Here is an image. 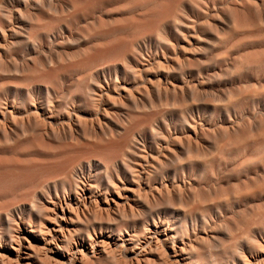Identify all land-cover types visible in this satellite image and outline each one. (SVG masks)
I'll return each instance as SVG.
<instances>
[{
	"label": "rangeland",
	"instance_id": "rangeland-1",
	"mask_svg": "<svg viewBox=\"0 0 264 264\" xmlns=\"http://www.w3.org/2000/svg\"><path fill=\"white\" fill-rule=\"evenodd\" d=\"M0 43V154L39 159L0 180V206L39 229L85 187L71 238L124 241L34 264H264V0H0Z\"/></svg>",
	"mask_w": 264,
	"mask_h": 264
},
{
	"label": "bare ground",
	"instance_id": "bare-ground-1",
	"mask_svg": "<svg viewBox=\"0 0 264 264\" xmlns=\"http://www.w3.org/2000/svg\"><path fill=\"white\" fill-rule=\"evenodd\" d=\"M50 1V0H49ZM58 1V0H57ZM5 2V1H4ZM10 2V1H9ZM97 2V1H96ZM179 2V1H178ZM32 3V2H31ZM145 3V2H144ZM19 4V3H18ZM21 4V3H20ZM47 4V3H46ZM66 5V4H65ZM163 5V4H162ZM32 6V5H31ZM177 6V5H176ZM7 7V6H6ZM21 7V6H19ZM14 8V7H13ZM50 8V7H49ZM11 9V8H10ZM84 9V8H83ZM36 10V9H35ZM68 10V9H67ZM82 10V9H81ZM26 11V10H25ZM13 12V11H12ZM45 12V11H44ZM74 12V11H73ZM94 12V11H93ZM113 13V12H112ZM145 13V12H144ZM15 14V13H14ZM70 14V13H69ZM37 15V14H36ZM13 17V16H12ZM66 18V17H65ZM96 18H94L95 20ZM110 19V18H109ZM57 21V20H56ZM59 21V20H58ZM2 22V20H1ZM13 22V20H12ZM19 23V21H18ZM23 23V22H22ZM20 23V24H22ZM61 23V22H60ZM24 24V23H23ZM51 24V23H50ZM74 24V23H73ZM99 24V23H98ZM10 25V24H9ZM48 25V23H47ZM53 25V24H52ZM57 25V24H56ZM62 25V24H61ZM20 26V25H19ZM25 26V25H24ZM37 26V25H36ZM43 26V25H42ZM60 26V25H59ZM63 26V25H62ZM3 27V26H2ZM16 27V26H15ZM50 27V26H48ZM59 28V27H58ZM116 28V27H115ZM121 28V27H120ZM7 29V28H6ZM64 29V28H63ZM111 29V28H110ZM123 30V29H121ZM10 32V31H9ZM65 32V31H64ZM63 32V33H64ZM73 32V31H72ZM113 32V31H112ZM36 33V32H35ZM53 33V32H52ZM67 33V32H65ZM77 33V32H76ZM8 34V32H7ZM74 34V33H71ZM86 34V33H85ZM84 34V35H85ZM151 34V33H150ZM57 35V33H56ZM50 36V35H49ZM62 36V35H61ZM68 36V35H67ZM77 36V35H76ZM7 37V36H6ZM11 37V36H10ZM64 37V36H63ZM83 37V35H82ZM22 38V37H20ZM57 38V36H56ZM58 39V38H57ZM56 39V40H57ZM7 40V39H6ZM21 40V39H20ZM3 41V40H2ZM8 41V40H7ZM10 41V40H9ZM12 41V40H11ZM42 41V40H41ZM138 41V40H136ZM127 42V41H126ZM54 43V42H53ZM119 43V41L117 42ZM1 44V43H0ZM11 44V43H10ZM4 45V44H3ZM7 45V44H6ZM1 46V45H0ZM4 47V46H3ZM7 47V46H6ZM26 47V46H25ZM28 47H32L31 44ZM54 47V45H53ZM52 47V48H53ZM51 48V49H52ZM60 48V47H59ZM27 49V48H26ZM30 49V48H29ZM33 49V48H32ZM41 49V48H40ZM46 49V48H45ZM54 50V49H53ZM55 50H59V49H55ZM44 51L43 49L40 50ZM51 51V50H50ZM107 51V50H106ZM3 52V51H2ZM5 52V51H4ZM46 52V51H45ZM80 52V51H79ZM84 52V50H83ZM90 52V51H89ZM101 52V51H100ZM96 53V52H95ZM141 53V52H140ZM38 54V53H37ZM36 54V55H37ZM44 54V53H43ZM48 55V53H46ZM87 54V53H86ZM1 55V54H0ZM29 55V53H28ZM103 55V54H102ZM5 56V55H4ZM96 56V55H95ZM12 57V56H11ZM16 57V56H13ZM50 57V56H49ZM73 57V56H72ZM17 58V57H16ZM56 58V57H55ZM131 58V57H130ZM4 59V58H3ZM83 59V58H82ZM7 60V59H6ZM5 60V61H6ZM30 60V59H29ZM77 60V59H76ZM148 61V60H147ZM85 62V61H84ZM134 62V61H133ZM87 63V61H86ZM131 63V62H130ZM135 63V62H134ZM133 63V64H134ZM83 64V63H82ZM88 64V63H87ZM112 64V63H111ZM146 64V63H145ZM55 65V64H54ZM86 65V64H85ZM76 66V65H75ZM117 66V65H116ZM135 66V65H134ZM145 66V65H144ZM147 66V65H146ZM83 67V66H81ZM141 67V66H140ZM172 67V66H171ZM21 68V67H20ZM120 68V67H119ZM123 68V67H122ZM140 69V68H139ZM66 70V69H65ZM99 70V69H98ZM111 70V69H110ZM142 70V69H141ZM151 70V69H150ZM60 71V70H59ZM113 71V70H112ZM111 71V72H112ZM121 73V70H119ZM117 70V72H119ZM47 72V71H46ZM50 72V70H49ZM61 72V71H60ZM107 72V71H105ZM104 72V73H105ZM141 72V71H140ZM152 72V71H151ZM114 73V72H113ZM124 73V72H123ZM100 74V73H99ZM107 74V73H106ZM117 74V73H116ZM41 75H44L43 73ZM111 77L113 76L110 73ZM119 75V74H118ZM161 75V74H160ZM98 76V75H97ZM100 76V75H99ZM107 77V75H105ZM104 76V77H105ZM115 76V75H114ZM139 76V75H138ZM152 76V75H151ZM103 77V75H102ZM119 77V76H118ZM148 77V76H147ZM55 78V77H54ZM163 78V76H162ZM108 79V78H107ZM165 79V78H164ZM66 80V79H65ZM98 80V79H97ZM109 80V79H108ZM99 81V80H98ZM65 82V81H64ZM100 82V81H99ZM122 82V81H121ZM101 83V82H100ZM154 83V82H153ZM165 83V81H164ZM45 84V83H44ZM122 85L124 83H121ZM126 84V83H125ZM160 84V82H159ZM109 85V84H108ZM128 85V84H127ZM157 86V84H155ZM21 86V85H20ZM95 86V85H93ZM111 86V85H110ZM104 87V86H103ZM108 87V86H107ZM149 87V86H148ZM161 87V86H160ZM30 88V87H29ZM37 88V87H36ZM41 88V87H40ZM59 88V87H58ZM105 88V87H104ZM110 88V87H109ZM150 88V87H149ZM158 88V87H157ZM163 88V87H162ZM96 89V88H95ZM14 90V89H13ZM44 90V89H43ZM105 90V89H104ZM24 91V90H23ZM36 91V90H35ZM41 91V89H40ZM46 91V90H45ZM100 91V90H99ZM44 92V91H43ZM54 92V91H53ZM103 92V91H102ZM107 92V91H106ZM117 92V91H116ZM11 93V92H10ZM20 93V91H19ZM22 93V92H21ZM38 93V92H37ZM62 93V92H61ZM97 93V92H96ZM134 93V92H133ZM40 94V93H39ZM59 94V93H58ZM115 94V93H114ZM8 95V94H7ZM24 95V94H23ZM2 96V95H1ZM9 96V95H8ZM38 96V94H37ZM40 96V95H39ZM54 96V95H53ZM78 96V95H77ZM117 96V95H116ZM136 96V95H135ZM23 97V96H22ZM81 97V96H80ZM102 97V96H101ZM112 97V96H111ZM119 97V96H117ZM3 98V97H1ZM97 98V97H96ZM104 98V97H103ZM106 98V96H105ZM18 99V98H17ZM20 99V98H19ZM34 99V98H33ZM71 99V98H70ZM83 99V98H82ZM121 99V98H120ZM9 100V99H8ZM76 100V99H75ZM96 100V99H95ZM105 100V99H104ZM147 100V99H146ZM15 101V100H14ZM39 101V100H38ZM77 101V100H76ZM81 101V100H80ZM84 101V99H83ZM81 101V102H83ZM103 101V100H102ZM114 101V100H113ZM120 101V100H119ZM137 101V100H136ZM10 102V101H9ZM96 102V101H95ZM115 102V101H114ZM11 103V102H10ZM18 103V102H17ZM58 103V102H57ZM125 103V102H124ZM3 104V103H2ZM59 104V103H58ZM76 104V103H75ZM101 104V103H100ZM110 104V103H109ZM4 105V104H3ZM18 105V104H17ZM37 105V104H36ZM39 105V104H38ZM57 105V104H55ZM5 106V105H4ZM9 106V105H8ZM71 106V105H70ZM74 106V105H73ZM80 106V104H79ZM99 106V105H97ZM27 107V106H26ZM38 107V106H37ZM50 107V106H49ZM56 107V106H54ZM107 107V105L105 106ZM48 108V107H47ZM110 108V107H109ZM108 108V109H109ZM3 109V108H2ZM24 109V108H23ZM76 109V107H75ZM113 109V108H111ZM115 109V108H114ZM10 110V109H9ZM20 110V109H19ZM40 110V109H39ZM44 110V109H43ZM69 110V109H68ZM97 110V109H96ZM95 110V111H96ZM107 110V109H106ZM5 111V110H4ZM7 111V110H6ZM22 111V110H21ZM75 111V110H74ZM81 111V110H80ZM100 111V107L99 110ZM13 112V111H12ZM18 112V111H17ZM38 112V111H36ZM69 112V111H68ZM71 112V111H70ZM77 112V111H76ZM84 112V111H83ZM82 112V113H83ZM107 112V111H106ZM14 113V112H13ZM29 113V112H28ZM27 113V114H28ZM48 113V112H47ZM46 113V114H47ZM56 113V112H55ZM73 113V112H72ZM86 113V112H85ZM109 113V112H108ZM156 113V112H155ZM7 115V112L5 113ZM17 114V113H16ZM20 114V113H19ZM36 114V113H35ZM43 114V113H42ZM50 114V113H49ZM53 114V113H52ZM71 114V113H70ZM94 114V113H93ZM112 114V113H111ZM2 115V114H1ZM26 115V114H25ZM30 114L27 115V117ZM100 115V114H99ZM98 115V116H99ZM17 116V115H16ZM19 116V115H18ZM21 116V115H20ZM19 116V117H20ZM24 116V115H23ZM40 116V115H39ZM53 116V115H52ZM93 116V115H92ZM116 116V115H115ZM6 117V116H5ZM35 117V116H34ZM33 117V118H34ZM42 117V116H40ZM38 117V118H40ZM64 117V116H63ZM73 117V116H72ZM75 117V115H74ZM96 117V116H95ZM26 118V117H25ZM50 118V117H49ZM62 118V117H61ZM66 118V117H64ZM92 118V117H91ZM103 118V117H102ZM117 118V117H116ZM18 119V118H17ZM22 119V118H21ZM41 119V118H40ZM80 119V118H79ZM82 119V118H81ZM95 119V118H93ZM99 119V118H98ZM105 119V118H104ZM109 119V118H108ZM10 120V119H9ZM26 120V119H25ZM48 120V119H47ZM54 120V119H53ZM65 120V119H64ZM6 121V120H5ZM24 121V120H23ZM56 121V120H55ZM58 121V120H57ZM62 121V120H61ZM66 121V120H65ZM78 121V120H77ZM87 121V120H86ZM101 121V120H100ZM111 121V119H110ZM146 121V120H145ZM40 122V120H39ZM44 122V121H43ZM50 122V120L48 121ZM52 122V121H51ZM54 122V121H53ZM79 122V121H78ZM84 122V121H83ZM148 122V121H147ZM7 123V122H5ZM58 123V122H56ZM60 123V122H59ZM62 123V122H61ZM73 123V122H72ZM108 123V122H107ZM122 123V122H121ZM9 124V123H8ZM25 124V123H24ZM90 124V123H89ZM12 125V124H10ZM61 125V124H60ZM102 125V124H101ZM59 126V125H58ZM74 126V125H73ZM92 126V125H91ZM90 126V127H91ZM110 126V125H109ZM62 127V126H60ZM66 127V126H65ZM108 127V126H107ZM9 128V127H8ZM13 128V127H12ZM75 128V127H72ZM92 128V127H91ZM94 128V126H93ZM99 128V126H98ZM115 128V127H114ZM28 129V128H27ZM26 129V130H27ZM58 129V128H57ZM61 129V128H60ZM66 129V128H65ZM90 129V128H89ZM95 129H97L95 127ZM163 129V128H162ZM8 130V129H7ZM25 130V129H24ZM50 130V128H49ZM73 130V129H72ZM96 131V130H95ZM100 131V129H99ZM9 132V131H8ZM11 132V131H10ZM9 132V133H10ZM48 132V131H47ZM51 132V131H50ZM94 132V131H93ZM97 132V131H96ZM126 132V131H125ZM142 132V131H141ZM172 132V131H171ZM198 132V131H197ZM62 133V131H61ZM76 133V132H75ZM98 133V132H97ZM67 134V133H66ZM91 134V133H90ZM116 134V133H115ZM136 134V133H135ZM198 134V133H197ZM196 134V136H197ZM44 135V134H43ZM62 135V134H61ZM122 135V134H121ZM140 136V135H139ZM146 136V135H145ZM100 137V136H99ZM144 137V136H143ZM175 137V136H174ZM48 138V137H47ZM53 138V137H52ZM63 138V137H62ZM134 138V137H133ZM153 138V137H152ZM136 139V138H135ZM140 139V138H139ZM171 139V138H170ZM143 140V139H142ZM153 140V139H152ZM161 140V139H160ZM176 140V139H175ZM259 140V139H258ZM146 142V140H145ZM144 142V144H145ZM202 142V140H201ZM125 143V142H123ZM148 143V142H147ZM165 143V142H164ZM199 143V142H198ZM120 144V143H119ZM160 144V143H159ZM38 150H47L49 149V147H46V145L43 143L42 140H38L36 141V143L33 144ZM126 145V144H125ZM164 145V144H163ZM169 145V143H168ZM145 146V145H144ZM203 146V145H202ZM4 147V146H3ZM163 147V146H162ZM176 147V146H175ZM190 147V146H189ZM168 148V147H167ZM29 149V148H28ZM71 149V148H70ZM146 149V148H145ZM149 149V148H148ZM179 149V148H178ZM67 150V149H66ZM25 151V150H24ZM27 151V149H26ZM161 151V150H160ZM178 151V150H176ZM10 151H3V154H0V180H5L7 178H10L12 176H31L34 175V173L36 172H32L30 174H25L22 173L23 169L26 168H31V167H35L39 164V159L38 158H26V159H20L18 158V156H16L14 153L7 155V153ZM43 152V151H42ZM48 152V151H47ZM56 152V151H55ZM58 152V151H57ZM120 152V151H119ZM118 152V153H119ZM123 152V151H122ZM164 152V151H163ZM117 154V153H116ZM122 154V153H121ZM148 154V153H147ZM154 154V153H153ZM20 155V154H19ZM24 155V154H23ZM110 155V154H109ZM159 155V154H158ZM113 156V155H112ZM116 156V155H115ZM77 157V156H76ZM71 158V157H70ZM75 158V157H74ZM80 158V157H79ZM165 158V157H164ZM150 159V158H149ZM68 160V158H67ZM96 161V160H95ZM139 161V160H138ZM142 162V161H141ZM94 163V162H93ZM99 163V162H98ZM140 163V162H138ZM95 164V163H94ZM152 164V163H151ZM9 167H14L16 169V171H11L8 168ZM96 167V166H95ZM141 167V166H140ZM67 168V166H66ZM88 168V166H87ZM101 168V166H100ZM85 169V168H84ZM118 169V168H117ZM138 169V168H136ZM141 169V168H140ZM98 170V169H97ZM143 170V169H142ZM141 170V171H142ZM140 171V170H139ZM80 172V171H79ZM95 172V171H94ZM171 172V171H170ZM85 173V172H84ZM83 173V174H84ZM87 173V172H86ZM81 174V173H80ZM141 175V174H140ZM143 175V174H142ZM36 176V175H35ZM87 176V175H86ZM120 177V176H119ZM89 178V177H88ZM31 179V178H29ZM28 179V180H29ZM92 179V178H91ZM125 179V178H124ZM144 179V178H143ZM89 180V179H88ZM185 181V180H184ZM85 182V181H84ZM118 182V181H117ZM167 182V181H166ZM178 182V181H177ZM50 183V182H49ZM140 183V182H139ZM143 183V182H142ZM161 183H164L161 182ZM19 184V183H18ZM86 184V183H85ZM89 184V183H88ZM120 184V182H119ZM123 184V183H122ZM126 184V183H125ZM141 184V183H140ZM139 184V185H140ZM170 184V183H169ZM17 185V184H16ZM128 185V184H127ZM126 185V186H127ZM130 185V183H129ZM181 185V184H180ZM85 186V185H84ZM120 186V185H119ZM125 187V185H123ZM184 186V185H183ZM186 186V185H185ZM144 187V186H143ZM13 188V187H12ZM131 188V187H130ZM148 188V187H147ZM180 188V187H179ZM185 188V187H182ZM52 189V188H51ZM59 189V188H58ZM84 189H86L85 187H83L81 194L78 196V198L76 199V203L75 204V212L72 211V206H70V202L68 201L67 196L62 195L60 196H56L55 198L52 199L51 196V202H50V206H49V212L50 214H52V217L54 218L55 222L52 225H46V226H39V229L36 228V225L34 223L31 222H24V214L22 213V211H18L17 213L15 212V209H11V208H4L3 206H0V229L3 230V232L0 231V264H34V260L32 259V254H36V255H40L43 254L45 256H54L58 259L60 258H64L66 256V258L68 259V261H74L75 259H78L80 257H84L85 255L90 254L91 256L94 255V253H96V250L98 251V249H107L110 248L111 246L113 247H122V245L124 244V241L122 240L121 236H116L115 234H113V231L111 230V232H107V231H99L97 233H94L93 235H87L86 238H81V239H77L73 240V238H71V235L69 234V229L68 225H67V220L66 219H71L72 215L75 214H79V213H84V210H86L88 207L90 208V206H92L96 200H94L92 198V195L88 192H84ZM7 189H4V191H6ZM87 190V189H86ZM98 190V189H97ZM106 190V189H105ZM216 190V189H215ZM11 191V190H9ZM52 191V190H51ZM117 191V190H116ZM142 191V188H141ZM182 191V190H181ZM1 192V190H0ZM3 192V191H2ZM114 192V191H113ZM32 193V192H31ZM123 194H125L124 192H122ZM134 193V192H133ZM53 194V193H52ZM104 194V193H103ZM113 194V193H112ZM34 195V194H33ZM32 195V196H33ZM39 195V194H38ZM109 195V194H108ZM98 196V195H97ZM129 196V195H128ZM36 197V196H35ZM41 197V195H40ZM122 197V196H121ZM126 197V196H125ZM187 197V196H186ZM185 197V198H186ZM44 198V197H43ZM42 198V199H43ZM96 198V197H95ZM124 198V197H123ZM134 198V197H133ZM184 198V197H183ZM109 199V198H108ZM122 199V198H120ZM132 199V198H131ZM47 200V199H46ZM107 200V199H106ZM189 200V199H188ZM32 201V200H31ZM45 201V200H44ZM102 201V200H101ZM131 202V201H130ZM98 203V202H97ZM121 203V201L119 199H117V197L115 198L112 197V199L108 200V202L106 203L107 207L110 208V206L115 205V206H119V204ZM28 204V203H26ZM38 204V203H37ZM105 204V203H104ZM131 204V203H129ZM12 205V204H11ZM25 205V204H24ZM47 205V204H46ZM45 205V206H46ZM125 205V204H124ZM133 205V204H132ZM137 205V204H136ZM27 207L29 205H26ZM74 206V205H73ZM103 206V205H102ZM121 206V205H120ZM26 207V208H27ZM48 207V206H47ZM98 207V206H97ZM106 207V206H105ZM135 207V206H134ZM24 208V207H23ZM101 208V207H100ZM108 208V209H109ZM126 208V207H125ZM142 208V207H141ZM19 209V208H18ZM29 209V208H28ZM92 209V208H91ZM95 209V207H94ZM104 209V208H103ZM114 209V208H113ZM135 209V208H134ZM139 209V208H138ZM181 209V208H180ZM6 211V212H5ZM94 211V210H93ZM108 211V210H107ZM24 212V211H23ZM91 212V211H90ZM104 212V211H103ZM113 212V211H112ZM184 212V211H183ZM28 213V212H27ZM26 213V214H27ZM107 213V212H106ZM131 213V212H130ZM110 214V213H109ZM176 214V213H175ZM264 215V213H262ZM19 217H16V216ZM83 215V214H82ZM100 216V214H99ZM126 216V215H125ZM6 217V219H8L7 221L4 219ZM16 217V218H15ZM75 217V216H74ZM107 217V216H106ZM156 217V216H155ZM154 217V218H155ZM162 217V216H161ZM174 217V216H173ZM76 218V217H75ZM175 218V217H174ZM47 220V219H46ZM162 220V219H161ZM190 220V219H189ZM47 222V221H46ZM39 223V222H38ZM43 223V222H42ZM117 223V221H116ZM151 223V222H149ZM74 224V223H73ZM253 224V223H252ZM8 225L9 227H12L11 232H9V234H5L4 233V226ZM100 225V224H99ZM121 225V223H120ZM123 225V224H122ZM155 225L157 226L158 224L155 223ZM160 226H162V222L160 221L159 223ZM110 226V225H109ZM114 226V225H113ZM152 226V225H151ZM252 226V225H250ZM97 227V226H96ZM95 227V228H96ZM136 227V226H135ZM155 227V226H154ZM158 227V226H157ZM38 229V230H36ZM74 229V227H73ZM91 229V227H90ZM98 229V228H97ZM136 229V228H135ZM248 229V228H247ZM37 231H40L41 236H37L35 233ZM97 231V230H96ZM109 231V230H108ZM128 231V230H127ZM154 231V230H153ZM160 231V230H155ZM95 232V231H94ZM124 232V231H123ZM130 232V231H129ZM165 232V229H164ZM247 232V231H246ZM245 232V233H246ZM92 233V232H91ZM151 233V232H150ZM172 233V232H171ZM211 233V232H210ZM155 234V233H154ZM117 235H121V232L118 231ZM141 235V234H140ZM147 235V234H145ZM149 235V234H148ZM245 235V234H244ZM124 236V235H123ZM152 236V235H150ZM229 236V235H228ZM117 237V238H116ZM130 237V236H129ZM153 237V236H152ZM75 238V237H74ZM125 238V237H124ZM162 238V237H161ZM139 239V238H138ZM150 239V238H149ZM142 240V239H141ZM144 240V239H143ZM128 241V240H127ZM152 242V241H151ZM127 243V242H126ZM184 243V242H183ZM145 244V243H144ZM158 244V243H157ZM259 244V243H258ZM127 245V244H126ZM181 245V243H180ZM179 245V246H180ZM229 245V244H228ZM176 246V244H175ZM174 246V247H175ZM189 246V245H188ZM148 247V246H147ZM150 247V246H149ZM186 247V246H185ZM144 248V247H143ZM167 248V247H166ZM111 249V248H110ZM243 249V248H242ZM135 250V249H134ZM143 250V249H142ZM125 251V250H124ZM136 251V250H135ZM140 251V250H139ZM145 251V250H144ZM179 251V250H178ZM241 252V251H240ZM162 253V252H161ZM158 254V253H157ZM175 255V254H174ZM262 255V253L260 254ZM62 256V257H61ZM146 256V255H145ZM246 256V255H245ZM254 256V255H253ZM129 257V256H128ZM150 257V256H149ZM42 258V257H41ZM133 258V257H132ZM167 258V257H166ZM260 258V257H259ZM90 259V258H89ZM243 259V258H242ZM53 260V259H52ZM133 260V259H132ZM169 260V259H168ZM171 260V259H170ZM169 260V261H170ZM264 260V259H263ZM67 261V262H68ZM236 261V260H235ZM245 261V259H244ZM130 262V261H129ZM250 262V261H249ZM252 262V261H251ZM53 263V262H52ZM236 263V262H235ZM258 263V262H257ZM80 264V263H79ZM129 264V263H128ZM136 264V263H135ZM142 264V263H141ZM164 264V263H163ZM256 264V263H255Z\"/></svg>",
	"mask_w": 264,
	"mask_h": 264
}]
</instances>
